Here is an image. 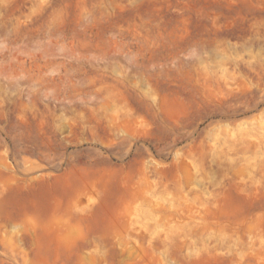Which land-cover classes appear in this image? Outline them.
Wrapping results in <instances>:
<instances>
[{
	"label": "rangeland",
	"instance_id": "obj_1",
	"mask_svg": "<svg viewBox=\"0 0 264 264\" xmlns=\"http://www.w3.org/2000/svg\"><path fill=\"white\" fill-rule=\"evenodd\" d=\"M0 264H264V0H0Z\"/></svg>",
	"mask_w": 264,
	"mask_h": 264
}]
</instances>
